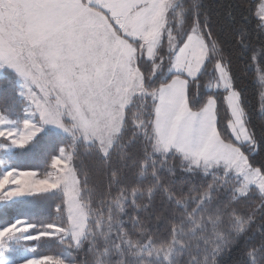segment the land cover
I'll return each mask as SVG.
<instances>
[{
    "label": "snow or ice",
    "instance_id": "obj_1",
    "mask_svg": "<svg viewBox=\"0 0 264 264\" xmlns=\"http://www.w3.org/2000/svg\"><path fill=\"white\" fill-rule=\"evenodd\" d=\"M0 80V264H264V0H0Z\"/></svg>",
    "mask_w": 264,
    "mask_h": 264
},
{
    "label": "trees",
    "instance_id": "obj_2",
    "mask_svg": "<svg viewBox=\"0 0 264 264\" xmlns=\"http://www.w3.org/2000/svg\"><path fill=\"white\" fill-rule=\"evenodd\" d=\"M2 86H5V82H3L2 80H0V87ZM56 251L55 248L53 247H43V248H40L38 249V254H41V253H54Z\"/></svg>",
    "mask_w": 264,
    "mask_h": 264
}]
</instances>
